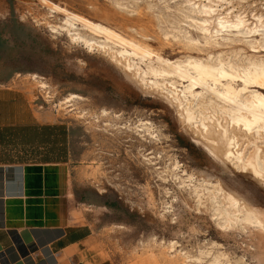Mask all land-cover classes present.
I'll return each mask as SVG.
<instances>
[{
	"label": "rangeland",
	"instance_id": "rangeland-1",
	"mask_svg": "<svg viewBox=\"0 0 264 264\" xmlns=\"http://www.w3.org/2000/svg\"><path fill=\"white\" fill-rule=\"evenodd\" d=\"M194 1L20 2V21L34 30L33 37L20 44V89L29 93L40 120L70 129L67 154L72 210L94 226L95 246L106 264H165L177 252L182 264H264V228L242 220L224 225L226 215L215 210L210 193L202 186L197 196L191 186L204 179L212 190L211 183H219L264 215V180L214 156L194 127L182 123L176 103L168 100L169 83L160 89L151 87L123 65V58L115 57L121 44L108 38L104 49L90 48L81 40H72L64 29H51L52 25L64 26L63 13L50 8L55 3L146 46L153 53L151 59L130 58L142 69L148 62L157 65L156 54L170 61L220 58L240 68L264 62V0ZM198 3L212 5V18L216 14L235 20L237 16L244 24L239 31L222 30L216 35L212 29L205 42L203 33L184 16L203 18L190 11ZM81 28L86 38L105 39L104 34ZM251 29L257 31L248 32ZM170 80L176 81L178 89L187 83L177 76ZM243 86L242 80L235 81V87ZM251 88L248 85L245 91ZM185 99L193 108L203 104L205 115L212 111L209 101L216 100L203 89L202 94ZM261 135L256 144L263 155L264 132ZM242 136L238 149L247 156L253 150L247 141L251 136ZM62 137L58 133V141ZM187 175L192 179L186 182L189 185L181 183ZM217 199L228 207L223 196Z\"/></svg>",
	"mask_w": 264,
	"mask_h": 264
},
{
	"label": "crops",
	"instance_id": "crops-1",
	"mask_svg": "<svg viewBox=\"0 0 264 264\" xmlns=\"http://www.w3.org/2000/svg\"><path fill=\"white\" fill-rule=\"evenodd\" d=\"M27 1L0 0V264H106L94 226L72 210L70 129L58 148L57 124L20 89V44L34 35L18 13Z\"/></svg>",
	"mask_w": 264,
	"mask_h": 264
},
{
	"label": "bare ground",
	"instance_id": "bare-ground-1",
	"mask_svg": "<svg viewBox=\"0 0 264 264\" xmlns=\"http://www.w3.org/2000/svg\"><path fill=\"white\" fill-rule=\"evenodd\" d=\"M195 1L202 2L204 0ZM195 1L192 3L194 4ZM206 1L210 3L222 0ZM51 4L50 8L52 10L63 13L62 20L64 25L54 27L52 25L51 29L53 31L56 32L64 29L69 35L68 37L72 40H75V42L81 40L90 48L95 47L97 49H104L107 45L105 40L108 38L121 44L122 47L114 51L115 57L117 58L118 54L119 57L123 58L125 60V62H122L123 65L129 69L132 68V74L136 75L141 81H146V83H148L151 87L160 89L159 87H162L166 84V82H168L171 87L168 91V94L171 95V99H168V96L167 99L170 101L173 100L176 103V108L179 112V118L182 123L186 126L190 125L194 127L195 132H198L203 137L202 140L204 141V145L214 156L221 161L229 160L232 161L234 165L239 164V170L243 168L247 171L248 169L249 171L247 172H250L253 178L257 180H264V151L263 155H261L262 148L256 144V139L260 138L262 136L261 134L264 132V62H250L247 66L240 68L229 61L223 62L220 58H217L216 61L201 58H186L185 60L170 61L156 54L155 60L157 61V65H152L148 62L145 64V68L142 69L139 65H136L133 60L130 61V58L131 56L138 57L139 60H143L147 57L150 58L153 53L146 46L139 43L136 39L135 40L137 42L127 41L106 25L91 21L86 17L71 12L55 3ZM214 10L215 9L212 8L211 4L207 5L198 3V5L195 6V8L190 9V11L195 14H201V16H204L203 18H195L189 14L184 15L185 17H190V19L194 22V25L203 33L205 42L207 41V37H211V35L208 36V34H210V30L212 29L214 30V35H216L218 31L222 30L230 32L232 29H237L239 31V26L244 24V21L237 16H235V20H229L227 15L219 16L216 14L212 18L211 15H214ZM211 23H214V26L211 27ZM78 24H80L83 29H89L90 31L104 34L105 39L99 42L97 39L86 38L79 31L81 27L78 28ZM262 26L264 27V24H262ZM250 31L257 30L251 29L248 32ZM108 52L110 51L108 50ZM121 58L117 59L121 61ZM114 62L116 63V61ZM147 76L153 78H147ZM171 76L180 77L181 79L187 81V83L182 84V88L178 89L175 85L176 81L170 80ZM33 77L37 76L33 75ZM158 78H161V80H158ZM236 80H242L244 86L241 88L235 87ZM248 85H252L253 88L245 91V88ZM166 86L168 85L166 84ZM197 86L201 87V91L195 90ZM202 89L210 92L216 100L221 102V104H219L216 100L209 101L207 105L212 108V111L208 110L209 115L203 114V104L199 105L197 108H193V105L185 99L186 95L196 97L198 94H202ZM161 92L163 93L165 91L162 90ZM180 92L182 95H180ZM165 93H167V91ZM71 97L76 98L78 96L76 94H72ZM222 114H226V117H222ZM222 121H224V124H222ZM198 133L196 134L198 135ZM241 133L243 134L242 137H245L244 135H248L251 136L252 139H247L248 143L253 146V150L247 156L243 155V152L238 149V137ZM200 174L201 173L198 175L200 176ZM190 177L191 176L187 175L185 178H181V183L185 184L186 182H190L192 180ZM200 181L201 184L191 185L193 192L199 196L198 189L203 186L202 188L210 193L209 197L213 200V203L217 205L215 210L218 211V214L222 213L223 215H226L223 221L224 225L230 224L231 221L242 220L245 223H254L261 228H264L263 213L261 214V212L259 213L258 211H255L252 206L245 203L246 200L241 201V198H237L238 194L234 193L233 190V192L229 190L232 193L227 192L223 190L219 183H211L212 190H210L207 186V184L209 185V181L207 182V180L205 181L204 179ZM186 185H189V183H186ZM219 192L222 193L228 207H224L225 205L217 199L219 196L222 197L221 195H216ZM233 193L237 195H234ZM221 204H223V206ZM232 211H235L236 214L232 213ZM180 257V252H177L173 257L170 256L167 258L164 263L178 264L179 262L182 264V262L179 261Z\"/></svg>",
	"mask_w": 264,
	"mask_h": 264
},
{
	"label": "trees",
	"instance_id": "trees-1",
	"mask_svg": "<svg viewBox=\"0 0 264 264\" xmlns=\"http://www.w3.org/2000/svg\"><path fill=\"white\" fill-rule=\"evenodd\" d=\"M54 129H56V131H57V138H56V140H57V145L60 143H62V145L65 143V129H64V126H61V125H56V126H54ZM58 133L59 134H61L63 137L60 139L61 141H58ZM61 145V146H62Z\"/></svg>",
	"mask_w": 264,
	"mask_h": 264
}]
</instances>
